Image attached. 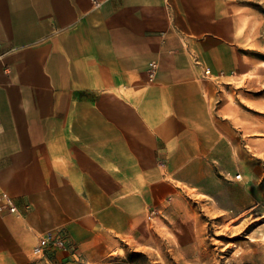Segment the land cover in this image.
Wrapping results in <instances>:
<instances>
[{
  "label": "crops",
  "instance_id": "1",
  "mask_svg": "<svg viewBox=\"0 0 264 264\" xmlns=\"http://www.w3.org/2000/svg\"><path fill=\"white\" fill-rule=\"evenodd\" d=\"M96 1L0 0V199L20 212H0V260L63 231L93 263L99 242L257 162L259 102H232L257 64L227 0Z\"/></svg>",
  "mask_w": 264,
  "mask_h": 264
},
{
  "label": "rangeland",
  "instance_id": "2",
  "mask_svg": "<svg viewBox=\"0 0 264 264\" xmlns=\"http://www.w3.org/2000/svg\"><path fill=\"white\" fill-rule=\"evenodd\" d=\"M226 11L238 46L257 64L241 77V93L232 101L244 113L251 107L248 94L259 102L260 146L248 173L217 174L214 198L193 192L153 209L132 231L99 242L93 263L69 239L75 254L58 250L48 261L34 256L28 242L11 249L16 255L7 250L0 264H264V0H227ZM252 191L259 199H245Z\"/></svg>",
  "mask_w": 264,
  "mask_h": 264
},
{
  "label": "built area",
  "instance_id": "3",
  "mask_svg": "<svg viewBox=\"0 0 264 264\" xmlns=\"http://www.w3.org/2000/svg\"><path fill=\"white\" fill-rule=\"evenodd\" d=\"M94 1L95 5L99 6L98 2L96 0ZM151 67L155 68V63H151ZM236 178L241 180L242 175H237ZM0 200V212L5 211L11 215L20 216L19 209L9 194L3 193ZM58 250L74 252L75 254V248L71 245L69 236L63 231L49 232L42 236L33 249V255L37 258H46L50 261V259H52V254Z\"/></svg>",
  "mask_w": 264,
  "mask_h": 264
}]
</instances>
